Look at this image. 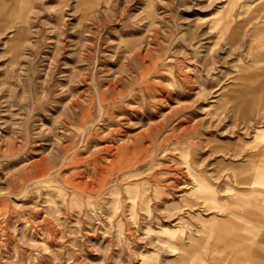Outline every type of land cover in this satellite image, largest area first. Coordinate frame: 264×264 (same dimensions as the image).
I'll return each mask as SVG.
<instances>
[{
	"label": "rangeland",
	"instance_id": "1",
	"mask_svg": "<svg viewBox=\"0 0 264 264\" xmlns=\"http://www.w3.org/2000/svg\"><path fill=\"white\" fill-rule=\"evenodd\" d=\"M14 2L0 264H264V0Z\"/></svg>",
	"mask_w": 264,
	"mask_h": 264
},
{
	"label": "crops",
	"instance_id": "2",
	"mask_svg": "<svg viewBox=\"0 0 264 264\" xmlns=\"http://www.w3.org/2000/svg\"><path fill=\"white\" fill-rule=\"evenodd\" d=\"M16 2H14L13 3V5H11V10H9V11H7V12H4V14H2V16L0 17V23L2 22V25L3 26H6L7 24H9L12 20H13V18L17 15V17L18 16H20L19 14L22 12V11H24L26 8L24 7V5L19 9V11L17 10V11H15V9L14 8H16ZM6 4H4V5H2L3 7L5 6ZM2 6H1V3H0V8H2ZM14 6V7H13ZM251 177H253V175H251V176H248L247 175V177H244V179H242L244 182H242L243 184L244 183H248V182H250V178ZM237 215H239V214H237ZM245 216V215H244ZM244 216H242V215H239V217H241V218H245ZM241 240V239H240ZM238 244V243H237ZM239 245V249H242L243 248V246H244V244L241 242V244H238ZM241 245V246H240ZM252 253V252H251ZM250 254V253H249ZM252 254H250L249 255V257H248V259L247 260H249V261H251L252 260ZM241 260H242V258H241ZM240 260V261H241Z\"/></svg>",
	"mask_w": 264,
	"mask_h": 264
},
{
	"label": "bare ground",
	"instance_id": "3",
	"mask_svg": "<svg viewBox=\"0 0 264 264\" xmlns=\"http://www.w3.org/2000/svg\"><path fill=\"white\" fill-rule=\"evenodd\" d=\"M263 148V147H262ZM256 153V152H255ZM258 155V154H257ZM261 155V154H260ZM259 176V175H258ZM244 216V215H243ZM245 217V216H244Z\"/></svg>",
	"mask_w": 264,
	"mask_h": 264
}]
</instances>
